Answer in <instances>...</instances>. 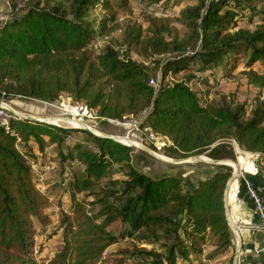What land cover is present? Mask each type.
Masks as SVG:
<instances>
[{
  "label": "trees",
  "instance_id": "1",
  "mask_svg": "<svg viewBox=\"0 0 264 264\" xmlns=\"http://www.w3.org/2000/svg\"><path fill=\"white\" fill-rule=\"evenodd\" d=\"M11 1L17 10L0 22L5 99L56 101L68 93L104 118L142 115L144 126L170 139L165 151L175 159L233 158L226 141L235 140L264 161V99L251 109L227 98L204 102L189 79L175 78L195 68L229 76L246 59L248 82L264 90V23L254 30L239 26L245 11L259 12L255 0H198L175 20L150 14L146 28L118 18L115 5L130 8L129 0L25 7ZM165 1L147 0L148 8ZM174 21L188 29L186 36ZM117 31L122 45L150 61L122 55L112 44L96 48L100 36ZM76 132L89 138H75ZM69 136L75 139L67 142ZM48 150L63 171L71 168V205L62 213L59 250L39 261L35 236L38 222L51 223L50 195L36 182L31 160ZM137 154L115 139L44 120L20 117L0 127V264H193L235 250L225 201L231 166L212 164L213 172L190 187L180 172L140 170ZM116 169L122 178L113 175ZM127 239L132 242L122 245Z\"/></svg>",
  "mask_w": 264,
  "mask_h": 264
},
{
  "label": "rangeland",
  "instance_id": "2",
  "mask_svg": "<svg viewBox=\"0 0 264 264\" xmlns=\"http://www.w3.org/2000/svg\"><path fill=\"white\" fill-rule=\"evenodd\" d=\"M17 1L20 3V6L25 7L28 5L36 4L40 1L43 2L44 0ZM8 2L12 7L11 0H0V15L10 10V5L8 4ZM197 2L198 0H169L157 5H153L151 6L152 8H148L147 0H129L130 8H122L115 5L114 11H116L118 18L122 22L132 18L133 20L141 23L146 28L148 26L147 19L150 14L159 16L163 15L175 20L184 8H186L187 6L195 5ZM254 5L259 12H252L253 15H251V12L245 11L244 14L246 15L239 20V26L254 30L260 24L264 23V0H255ZM97 13L99 14L102 12L99 10L97 11ZM174 24L179 28L182 37L188 34V29L185 26L176 21H174ZM121 35V31H117L113 33L112 36H100L96 48L99 50L106 44H112L122 55L129 54L134 59L145 61L147 63L150 61L135 50H131L122 45ZM246 62V59H242L238 65L237 70L233 71L235 73H232L229 76H225V73H221L219 68L215 70V73L213 74L210 73V70L200 71L195 68L183 72V74L179 73L177 76H175V78L189 79L188 83L193 88V90H195L199 94L201 100L204 102L212 100H222L224 98H227L228 100L233 102H244L248 106V109H251L252 106L255 105V100L264 99V90H261L255 85H252L248 82L247 76L244 73L247 69L245 66ZM259 69L263 71L261 68ZM156 76H160L159 70L157 71L155 77ZM166 80L171 81L173 79L171 75H169L168 79ZM7 101H10L9 104L11 105V107L18 111H21L23 114L31 116L35 119L40 118L45 121H47L46 118L52 116L73 117L70 113H66L63 110V103L65 105L77 107L81 106L82 104V102L75 99L68 93L62 94L56 101L24 97H16ZM140 118L141 117L135 118L126 116L122 118L119 123H111L106 120H100L99 122L88 123V125L91 126L94 130H97V132L99 133L114 135L117 136L119 140H122L120 138L130 133V131L133 129V122H136V119ZM61 126L71 127V125L64 122L61 123ZM74 136L75 138H89L86 134H83L81 132L74 133ZM67 142H72V140H67ZM124 142L133 144L139 142V145H130L134 148L135 153H138L134 158L135 163L140 170L151 175H162L166 173L180 172L185 177L187 182L190 183L192 180L197 179V177L200 179L206 178L204 176H199L201 171L211 170V172H213L214 170L212 164L207 162L174 163L171 161L163 160L158 156L152 154L151 152L145 150V147L152 151H155L165 159L172 160L175 158L166 153V146L158 148L142 136L137 138L133 137L131 134L127 137V141L124 140ZM121 143L123 142L121 141ZM230 148L233 151V158H227L223 160L234 161L236 159L237 153L235 149L231 145ZM197 156H206L208 158H211L206 153ZM56 158L57 157L55 152H49L48 150V152L44 156L36 158L35 160H31V162H33L36 182L39 183L40 187L44 188V191L47 192L48 195H50V204L46 208V212L51 216V223L44 226H42L39 222L37 224V232L35 236V255L39 261H43L51 257L56 251L59 250L63 239V233L60 229L62 213L64 211H70L71 205L70 195L66 192L68 177L70 176L71 168L67 166V168L63 171V167L60 161ZM72 164L75 167L82 166L78 161H74ZM260 164L264 166V161L260 160ZM113 175L121 178L123 177L122 173L117 171V169L113 172ZM235 241L236 240L234 237L233 243H236ZM131 242L132 239H127L122 243V245H126ZM144 245L151 247L146 243H144ZM234 245L235 250L229 251L224 254V259L227 260L228 263H224L226 261H222V259H208L207 262H204L201 259L203 262L200 260V263L195 262V264H205L208 263L209 260L211 261L210 264H230V260L232 258L234 263V255L237 247L236 244ZM118 246L119 245H114L110 248V250H113ZM135 263L148 264L140 261Z\"/></svg>",
  "mask_w": 264,
  "mask_h": 264
},
{
  "label": "built area",
  "instance_id": "3",
  "mask_svg": "<svg viewBox=\"0 0 264 264\" xmlns=\"http://www.w3.org/2000/svg\"><path fill=\"white\" fill-rule=\"evenodd\" d=\"M10 5V3L8 2ZM17 9H14L13 6L10 5V10L8 12H4V14L0 15V22H6L11 17L12 14ZM183 74V72H180ZM151 83H157V81L151 80ZM0 127L9 128L12 121L18 119L20 117H31L26 114H23L21 111H18L11 107L9 102L5 99L7 93L2 91L0 92ZM16 97L23 96H15ZM27 98V97H24ZM29 98V97H28ZM63 110L66 113H70L73 117H65V118H78L82 120L83 124L88 125V123L99 122L100 120H106L111 123H119L121 119H113V118H104L99 115V113L88 107L86 104L82 102L81 106H69L63 103ZM82 116V117H81ZM140 119H136V122H133V129L130 133L126 134L130 136L132 134L133 137H144L149 142L153 143L156 147L161 148L165 147L170 143V139L153 130L149 126L143 125V117L142 115L137 116ZM33 118V117H32ZM136 118V117H135ZM38 120H43L38 118ZM100 134L95 130V135ZM69 140H74V136H69ZM228 144L233 146L237 153V157L234 161L226 160V164L233 168L232 174L227 182V187L225 190V200L226 206L228 207V218L231 222V218H236L237 222H239L240 218L236 215V212L239 209V204L243 197H246L252 203L253 210L255 215L258 218L259 225H254L253 223H248V225L252 229V237L250 240L245 241L241 236H239V245L241 246L240 252L237 257V264H245L246 260L249 256L254 255L257 258L255 264H264V166L260 164V153L247 150L240 146V144L235 140L226 141ZM247 160L250 163L249 169L244 166V161ZM33 167V162H31ZM236 165V166H235ZM236 180L237 191H236V204L232 202H228L227 200V189L230 182ZM243 196V197H242ZM239 231L241 232L243 229L239 226ZM206 262V259L203 260Z\"/></svg>",
  "mask_w": 264,
  "mask_h": 264
},
{
  "label": "crops",
  "instance_id": "4",
  "mask_svg": "<svg viewBox=\"0 0 264 264\" xmlns=\"http://www.w3.org/2000/svg\"><path fill=\"white\" fill-rule=\"evenodd\" d=\"M235 73V72H233ZM211 174V170H207V171H201L200 175L199 176H204V177H207ZM200 178L197 177V179L195 180H192L189 184L190 187L194 186L196 184V182L199 180ZM243 197V196H242ZM239 209L238 211L236 212V215L240 218L238 224L240 223V227H242V231L240 232L239 231V227L235 228L233 226V224L231 223L230 224V228H231V231H232V234H233V238L235 237V242L234 244H236V250L237 248L239 247V236L242 235L243 239L245 241H248L250 240V238L252 237V229L251 227L248 225V223H253L254 225H259V221H258V218L257 216L255 215V212L253 210V207H252V203L250 202V200L246 197H243L240 204H239ZM228 207H227V214H228ZM235 254H236V251H235ZM222 261H226L224 263H228L227 260L223 258H221ZM204 260V259H202ZM201 260V261H202ZM208 259H206V262H207ZM217 260V259H216ZM257 261V258L254 256V255H251L249 256V258L246 260V263L245 264H255ZM199 261H197L196 263H198ZM203 262V261H202ZM200 263V262H199ZM211 261L209 260L208 263H205V264H210ZM195 264V262L193 263ZM234 264H235V255H234Z\"/></svg>",
  "mask_w": 264,
  "mask_h": 264
},
{
  "label": "water",
  "instance_id": "5",
  "mask_svg": "<svg viewBox=\"0 0 264 264\" xmlns=\"http://www.w3.org/2000/svg\"><path fill=\"white\" fill-rule=\"evenodd\" d=\"M25 118L35 119V118H32V117H25ZM71 127L76 128V129H80V130H84V131H88V132H91V133L95 134V130L89 125H78V126H71ZM97 135L103 136V137H107V138H112V139H115V140L121 142V140H119V138L117 136H114V135H110V134H106V133H100V134H97ZM126 145H128V144H126ZM145 150L151 152L152 154L158 156L159 158H161L163 160L171 161V162H174V163H186V162H189V163H201V162H207V163H211V164H226V160H216V159L208 158L206 156H197V155L191 156V157H187V158L172 159V160L169 159L168 160V159L163 158L160 154L156 153L155 151H152V150L148 149L147 147H145ZM226 211H227V206H226ZM228 221H229V224H231L229 218H228ZM240 248H241V246L239 245V247L236 250L235 264H237L236 260H237L238 254L240 252Z\"/></svg>",
  "mask_w": 264,
  "mask_h": 264
},
{
  "label": "bare ground",
  "instance_id": "6",
  "mask_svg": "<svg viewBox=\"0 0 264 264\" xmlns=\"http://www.w3.org/2000/svg\"><path fill=\"white\" fill-rule=\"evenodd\" d=\"M53 117H56V118H53ZM47 121L53 123V124H58V125H61L62 122L64 123H67L71 126H78V125H86V124H83L82 123V120L81 119H78V118H65V117H60V116H52V117H49V118H46ZM127 135L123 136L121 141L125 144H128V145H139V142H136V143H127V142H124V140L127 141ZM163 157V156H162ZM164 158V157H163ZM236 166V165H235ZM244 166H246V168L249 169L250 167V163L245 160L244 161ZM237 181L234 180L232 182H230L229 186H228V189H227V200L228 202H232L233 204H236L235 200H236V191H237ZM231 223L233 224V226L235 228L238 227V222H237V219L236 218H231Z\"/></svg>",
  "mask_w": 264,
  "mask_h": 264
}]
</instances>
